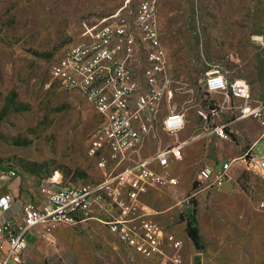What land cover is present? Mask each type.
Wrapping results in <instances>:
<instances>
[{
    "label": "rangeland",
    "instance_id": "374dc122",
    "mask_svg": "<svg viewBox=\"0 0 264 264\" xmlns=\"http://www.w3.org/2000/svg\"><path fill=\"white\" fill-rule=\"evenodd\" d=\"M142 1L0 0V165L18 170L22 192L33 195L53 173L66 184L102 179L87 154L100 117L77 93L52 79L49 68L102 25L121 16L131 23ZM155 8L166 62L165 71L156 75L163 93L142 152L148 155L178 140L189 143L180 160L154 165L166 172V181L149 190L143 201L151 217L181 245L165 244L161 252L145 256L120 243L96 220L78 228L35 226L27 241L34 248L40 245L44 264H264V182L238 161L228 185L199 187L196 180L203 164L238 159L260 132L256 120L236 119L238 101L232 97L224 103L230 108L213 121L230 122L228 140L208 134L210 121L198 111L224 99L204 88L206 71L212 68L229 80L246 81L253 101H264V0H155ZM134 32L139 41L136 77L144 86L140 66L148 47L139 30ZM177 112L184 114L185 123L170 134L162 121ZM191 213L204 244L201 251L185 232ZM32 258L39 264L38 253Z\"/></svg>",
    "mask_w": 264,
    "mask_h": 264
},
{
    "label": "built area",
    "instance_id": "2783aa9c",
    "mask_svg": "<svg viewBox=\"0 0 264 264\" xmlns=\"http://www.w3.org/2000/svg\"><path fill=\"white\" fill-rule=\"evenodd\" d=\"M155 12V0L142 1L131 23L125 16L113 19L92 32L87 41L70 46L51 62L52 79L78 93L100 117L87 154L101 170L102 179L66 184L53 173L37 189L39 203L32 199L18 202L10 180L20 178L19 173L14 167H0V189L4 188L0 191V264H22L27 235L35 226L46 230L58 225L78 228L92 220L103 224L136 254L153 255L165 244L180 247L181 242L151 217L143 197L166 181V172H159L154 165L166 166L169 159L180 160L187 142L167 145L135 160L132 154L153 126L163 93L156 84V75L165 71L166 59L158 40ZM134 28L148 47L140 66L144 86L136 77L135 47L139 41ZM206 75V92L221 93L224 100L236 99V118L259 123L254 144L261 146L254 150L252 145L238 159H227L217 166L202 165L197 172L198 186L222 187L231 179L229 173L237 161L264 182V101H253L251 89L242 79L229 80L217 68L207 70ZM224 108V101L212 102L207 111L198 114L207 122ZM184 123L183 113H170L163 119L162 128L176 133ZM227 127L228 123H210L208 134L228 140ZM43 237L47 239L48 235L44 233Z\"/></svg>",
    "mask_w": 264,
    "mask_h": 264
},
{
    "label": "crops",
    "instance_id": "0c3cea01",
    "mask_svg": "<svg viewBox=\"0 0 264 264\" xmlns=\"http://www.w3.org/2000/svg\"><path fill=\"white\" fill-rule=\"evenodd\" d=\"M228 78V77H227ZM217 94H220V95H222L221 93H217ZM222 97H224V96H222ZM226 100H228V99H222V101H224V103L226 102ZM229 101V100H228ZM214 102H217V101H214ZM226 108H224L221 112H226V110H228V108H230V105H228V106H225ZM158 112V111H157ZM156 116H157V114H156ZM218 116H215V117H212V118H210L209 119V121H210V123H213V121H214V119H216ZM237 119V118H236ZM155 120H156V117H155ZM237 120H243V119H237ZM225 123H228V125L230 124V122L229 121H227V122H225ZM154 125H155V121H154V124H153V126L151 127V129H150V131L146 134V136L144 137V139H143V143L141 144V146H140V148L138 149V151H136V152H134V153H132L133 154V157L134 156H139V157H145V156H148V155H150V154H148V155H144L143 154V152H142V149H143V147H144V144H145V142H146V140H147V138L149 137V134L152 132V130H153V128H154ZM167 132V131H166ZM169 133V132H168ZM170 134H177V132L176 133H170ZM259 135V134H258ZM196 137H194V138H192V140H194ZM257 139H258V136H257V138H256V140H254L253 142H252V144L250 145V146H252L253 145V149L254 150H258V149H260V144L259 143H257V144H254L256 141H257ZM223 140V139H222ZM183 141H186L187 143L186 144H184V146H183V148H182V153H183V149L185 148V146L189 143V140H178V141H176V142H174V143H178V142H183ZM191 141V140H190ZM174 143H172V144H174ZM169 145H171V144H169ZM167 146V145H166ZM165 147V146H164ZM164 147H162V148H164ZM162 148H160V147H158L155 151H157V150H159V149H162ZM155 151H153L152 153H154ZM151 153V154H152ZM225 160H227V159H225ZM224 161V160H223ZM222 162V161H221ZM214 163V162H213ZM206 164V163H205ZM220 164V163H219ZM204 165V164H203ZM208 165H213V166H216V165H214V164H208ZM156 167V166H155ZM21 184V181H20V178H13L12 180H10V186H11V188H12V191H13V193L14 194H17L18 195V199H17V201L19 202L20 200H25V199H32L36 204L37 203H39V198L37 197V195H36V193H34L33 195H30V194H26V192H22V191H20V189H19V185ZM4 188H1L0 189V191L1 190H3ZM50 238L51 237H49L48 236V238L46 239V240H50ZM51 242V241H50ZM42 249H41V247H40V245L38 244V246H36L35 248L34 247H32V245H28L27 246V248H26V250L24 251V253H23V257H22V259H23V262H22V264H38V263H36L34 260H33V254L34 253H38L39 254V264H44L43 263V261H42ZM24 257H25V260H24Z\"/></svg>",
    "mask_w": 264,
    "mask_h": 264
},
{
    "label": "trees",
    "instance_id": "16d2710c",
    "mask_svg": "<svg viewBox=\"0 0 264 264\" xmlns=\"http://www.w3.org/2000/svg\"><path fill=\"white\" fill-rule=\"evenodd\" d=\"M64 53V52H63ZM63 53L60 55L62 56ZM58 56V57H60ZM58 57H56L55 59H57ZM54 59V60H55ZM58 84L59 82L57 80H55ZM60 85V84H59ZM76 93V92H75ZM78 94V93H77ZM79 95V94H78ZM0 167H13L11 165H0ZM15 168V167H14ZM16 169V168H15ZM17 170V169H16ZM18 172V170H17ZM19 173V172H18ZM19 176H20V173H19ZM21 179V177H20ZM19 189L21 191V184L19 186ZM185 232H186V235L188 236V238L191 240V242L193 243L195 249L197 251H201L203 248H204V244H203V241L201 239V236L198 232V228H197V223H196V219H195V216L193 213L191 214H188L187 217H186V224H185ZM196 259L198 260V255H196Z\"/></svg>",
    "mask_w": 264,
    "mask_h": 264
},
{
    "label": "water",
    "instance_id": "95a60500",
    "mask_svg": "<svg viewBox=\"0 0 264 264\" xmlns=\"http://www.w3.org/2000/svg\"><path fill=\"white\" fill-rule=\"evenodd\" d=\"M230 181H227L223 186L228 185Z\"/></svg>",
    "mask_w": 264,
    "mask_h": 264
}]
</instances>
